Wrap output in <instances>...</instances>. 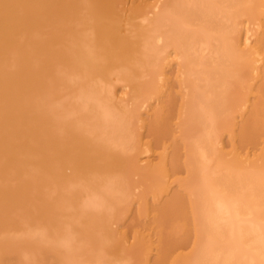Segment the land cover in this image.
<instances>
[{
  "label": "bare ground",
  "instance_id": "obj_1",
  "mask_svg": "<svg viewBox=\"0 0 264 264\" xmlns=\"http://www.w3.org/2000/svg\"><path fill=\"white\" fill-rule=\"evenodd\" d=\"M262 109L264 0H0V258L10 252L12 258L5 256L12 260L16 253L18 262L26 248L39 255L48 248L55 255L61 248L77 260L83 254L79 264H94L101 255L98 247L112 252L116 239H108L124 233L116 231L126 218L121 211H131L137 184L145 192L148 180L160 196H170L160 198L148 186L152 199L158 193L157 203H174L167 205L171 211L179 205L174 196L185 191L188 205L180 199L189 214L180 215L185 206L179 200L183 210L176 216L185 222L173 229L176 210L168 213L163 205L172 221L164 212L162 218L171 223L165 237L176 242L178 235V244L159 235L167 247L156 250L153 244L151 255L154 240L147 246L141 245L144 235L136 237L132 245L146 248L145 254L144 248L139 251L145 256L140 262L146 264L150 255L152 263L166 262L190 244L189 255L184 250L167 263L264 264V223L259 221L264 218V126L256 122L264 119ZM250 122L261 129L260 134L254 126L253 132L247 130L256 136L252 140L245 133ZM236 128L235 136L245 140L230 136L225 141ZM238 141L259 151L253 157L251 148L246 154L248 146L240 147L252 158H239L233 171L235 164L225 159L229 153L217 148L232 142L239 149ZM213 169L218 171L214 178ZM135 177L146 182L133 186ZM138 195L133 196L136 209L148 201ZM156 211L146 214L157 213L150 220L156 218L154 227L164 229ZM237 215L247 220L237 222ZM120 250L118 258L110 254L115 262ZM123 258L117 263L126 264Z\"/></svg>",
  "mask_w": 264,
  "mask_h": 264
},
{
  "label": "rangeland",
  "instance_id": "obj_2",
  "mask_svg": "<svg viewBox=\"0 0 264 264\" xmlns=\"http://www.w3.org/2000/svg\"><path fill=\"white\" fill-rule=\"evenodd\" d=\"M58 5H59V4H58ZM58 5H57V8H58V9H61L62 7H60V6H62V5H59V7H58ZM262 110L264 111V109H262ZM262 110L257 111V114H258V115H260V114H264V113H262V112H263ZM260 111H262V112L260 113ZM230 112H232V111H230ZM255 113H256V112H255ZM255 113H254V114H255ZM259 113H260V114H259ZM236 114H237V113H236ZM255 115H256V114H255ZM251 116H252V115H251ZM251 116H250V117H251ZM260 116H261V117H260ZM260 116H258L257 119H258L259 117H260V119H261L263 115H260ZM250 117H249V119H250ZM252 117L254 118L255 116H252ZM252 117H251V118H252ZM263 117H264V116H263ZM262 120H263V122H264V119H261V120H259V121H256V119L254 118V122H253V123L255 124V121H256V122H259V126H264V123L262 122ZM251 121H253V120L251 119ZM260 121H261L262 123H260ZM248 123H249V121H247V124H248ZM251 123H252V122H250V124H251ZM253 123H252V124H253ZM252 124H251V125H252ZM254 124H253L252 126L249 125L247 129H246V127H245V133H246V136H248L249 133H250V132L248 133L247 130H248V131L252 130V127H253V126L256 127V129L254 128L255 131H256V132H259V131H257V128H258V127H257V126H258L257 123L255 124V125H257V126H255ZM261 124H262V125H261ZM249 128H250V129H249ZM254 129H253L251 132H253ZM262 129H264V128H262ZM234 130H236L237 133L235 132L234 135H233V133H232V135H228V133H227V134H225V135H227V136H229V137L227 138V137L224 135L223 139H225V141H227V142H230V140L228 141V139H232V138L234 139V138L236 137L235 135L238 134V131H239L237 128L234 129ZM258 130H261V129L258 128ZM263 131H264V130H262V132H263ZM239 132H240V131H239ZM260 133H261V132H259V134H260ZM263 133H264V132H263ZM241 134H242V133H239V136H238V135H237V136L240 138V136H242ZM255 134H257V138H258V133H255ZM243 135H244V134H243ZM262 135H263V136H261V137H262V139H263V141H264V134H262ZM230 136H232V138H230ZM252 136H255V135H254V134H252V135L250 134V136H248V137H251L250 139L252 140ZM243 137H244V138H243ZM255 137H256V136H255ZM261 137H259L258 140H259V139L261 140ZM253 138H254V137H253ZM257 138H256V139H257ZM223 139H222V145H224V144H223V142H224ZM236 139H238V138L236 137ZM236 139H234V140H236ZM242 139L245 140V136H242V138H241V139H238V140L243 141ZM246 139H247V138H246ZM247 140H249V139H247ZM236 141H237V140H236ZM236 141H235V142H236ZM240 141H238L239 144H240V146L238 147L239 149L236 148V145H237V144L235 145V148H234L233 146H231V145H233V144H232L233 141L230 143L231 145L228 144V143H225V144H226L225 147H223V146L221 145V147H218V148H217L218 150H219V148H220V149H221V148H222V149L224 148L223 150H222V149L219 150V152L229 153V155H228V154H225V159H227V161H229V162H233V163L235 164V167L233 166V167L235 168L233 171H236V167H238V166L240 165V164H238V161H239L238 159H239V158H240V159H241V158H244V159H246V158L248 159V158H249V159H251L252 156L254 157V155H253L254 153H253V152L256 151L255 149H253V147L255 148V144H254V143H255V140H254V143H253V144H254L253 147H252V146L250 147V145H248V144H246V143H244V144H246V145L243 147L244 144H243L242 142L240 143ZM235 142H233V143L235 144ZM246 142H247V143H251L250 140H249V141H246ZM252 142H253V141H252ZM257 142H258V141H256V143H257ZM227 144H228V145H227ZM241 144H243V145H241ZM251 145H252V144H251ZM247 146H248L247 149L251 148L253 151L250 150V149H249V150L245 149L246 151H248V152H246L244 149H242V148H245V147H247ZM240 147H242V148H241L242 151H241ZM258 147H259V146H256V148H258ZM235 149H237V150L235 151ZM238 150L241 151L240 154H239V152H238L239 155H237V151H238ZM254 150H255V151H254ZM224 151H227V152H224ZM251 151H252V154H250V155H252V156H251V157H250V155L247 156L246 154H249ZM258 151H259V150H258ZM258 151H256L257 154H258ZM245 152H246V154H245ZM256 152H255V153H256ZM219 154H220V153H219ZM241 154H242V155H241ZM244 154H245L246 157H243ZM220 155H221V154H220ZM226 155H227V156H226ZM222 156H223V155H222ZM238 156H239V157H238ZM255 157H256V156H255ZM223 159H224V157H223ZM254 159H255V158H254ZM256 159H258V157H257ZM256 159H255V160H256ZM259 159H260V158H259ZM234 160H237V161L234 162ZM256 161H257V160H256ZM258 161H259V160H258ZM254 162H255V161H254ZM255 163H256V162H255ZM260 163H261V162H260ZM260 163H257V164H260ZM212 167H213V166H212ZM213 171H214V174H213L212 176H213V178H214V177L218 174V171H217V170H214V169H213ZM175 177H177V176H175ZM136 178H137V177H135V179H136ZM179 178H181V175H179ZM173 179H174V178L171 177L170 180H173ZM137 180H138V178H137L136 180L133 181L132 185L135 184V183H136L135 181H137ZM141 180H142L141 183H144L145 179H144V181H143V179L140 178V181H141ZM140 181L138 180V183H140ZM134 182H135V183H134ZM145 182H146V181H145ZM146 183H147V184L149 183L148 180H147ZM146 183H144V186L146 185V187H147V190H146L145 192H144V190H145L146 188L143 187L142 184H141V185H142V186H141L140 184L138 185V184L136 183L137 186H138V189L136 188L135 191H134V193H133L134 195L132 194L133 196H135V194H137V193L139 194L138 196H140V194H143V195H145V196H143V197H146V199L148 200V201L146 200L147 202H143V201H142V202L139 204L140 206H139V205L137 206V207H138L137 209H140V212H141L142 217H139L140 212H138V216H137V212H136L137 209L134 207V206H136V205H134V204H136V202H135V198H136V197L134 198V197L132 196V198H131V202L134 200L133 202H135V203L132 202V204H130V206H131V205L133 206L132 208H131L130 206H129V208H128V209H131V211L129 210L130 212L127 213L128 211H127V210H126V211L124 210V212H126L125 214H124V212H122L123 210L121 211V213H123L124 217H126L125 219L123 218V219L125 220L124 223H125V222H126V223L124 224V223H123V219H122V222H120V224L117 226V228H120V230L116 228V231H117V232H118V231H122V232L124 231L125 235H124V233H123L122 235H120L121 233L119 232V234H117V233L114 234L115 237H113V235H112L113 238L110 237L111 239H110V238L108 239V240H111V242H112V239H113V241H114L115 239H116V241H117V242H116V241H115V242H112V245H113V243H114V244L116 243V244L114 245V248H113V246L111 247L113 250H112V252L110 251L111 253H108L109 255H107V254H105V252H103V251H105V249H101V247H100V248L98 247V249H99V250H98V249L96 248V250H98V251L100 252V254L103 256V258H101V255H99L100 261H99V258H98V260H94V259H92V258H95V257H92V255H91V257H92L91 260H94V261H95L94 264H95L97 261H99L98 264H99L100 262H101L102 264H104V261L108 263V260H109V258H110V254L113 253V251H114L115 248H119V249L121 248L120 253H119L120 260L117 259V262L121 261V257H124L123 259H125V261H126L128 264H136V263H139V262H140L139 260H141V259H140V257H141L140 253H142L141 250L144 248V249H143V250H144L143 253L145 254V250H146V248H145L144 246H142V248H141V246H139V245L137 244L138 242H140V240H139V241L137 240V241H136V244H137V247H139V248L137 249V247H134V246L132 245V243H133L132 240H134V242H135L136 237H137V239H138V238L141 239V238L143 237L142 235H144V237H143L142 240H141V245H144V244L147 245L149 242H151L152 240H154V241H153L154 243L152 242L151 245H150V243H149L150 246L147 245V246H149V247H148V250L150 249V250H149V254H150V252H151V255L153 254L154 251L157 250V248H158V249H161V248H162V249H163V248L165 249V248L167 247V246H165V244L167 245V243L172 242L171 239H170L171 237H169V236H170V235H169L170 233L168 234L169 236L165 237V235L168 233L167 231H169V230L171 229L170 226H169V227H170L169 229L166 228V227H168V223H170V222L172 223V221L169 219L170 216H168V218H167V216H166V215H168V214H166L167 212L164 211V212H165V215H164V214H163L164 212H162V211H163V209H166V208H167L168 213H170L171 208L168 209L167 205H168V206H171V205H173L174 203H171V204H170L169 201L167 202V200L164 201V202L169 203V204H166V203L164 204V202H162V200H161V202H158V203H157V201H156V200H157V195H156V194H158V193L155 194V196H156L155 199H152V197H151V196H152V195H151V194H152V189H153V193H154V191L156 190V189L154 190V186L152 185L153 183L148 185L149 187H150V185H151V187H152L151 191H148L150 188L148 189V186H147ZM174 183H175V182H173V181L168 183L169 186H170V187H169V186H168V187L170 188L171 191H173V190L175 189V187H177L176 183H175V184H174ZM174 185H175V186H174ZM133 186H134V185H133ZM139 186H140V187H139ZM178 187H179V186H178ZM139 188H140V189H141V188L143 189V193H142V189H141V193H139V191H140ZM144 188H145V189H144ZM248 188H249V187H248ZM42 190H43V189H42ZM44 190H45V189H44ZM44 190L42 191L43 194L45 193ZM176 190H177V189H176ZM176 190H175V191H176ZM178 190H179V192H180V190H182V188L180 187ZM147 191H148V192H151V193H148ZM159 191H160V190H156V192H159ZM171 191L169 192V194L172 193ZM179 192L177 191L175 194L177 195ZM160 193H161V192H159V195H158L160 198H161V196H163L164 198L166 197L165 199H168V196H169V195H168V196H164V194H163V195L161 194V196H160ZM184 193H185V191H184ZM184 193H183V191H181V192L179 193L178 196H174V195H173V196L176 198V200H178V204H179V205H180L179 200H181L183 197H184V198H183V200H184L183 203H186V205H188L187 202H186V195H185ZM172 194H174V193H172ZM172 194H171V196H172ZM181 196H183V197H181ZM174 197H171V198L174 199ZM133 198H134V199H133ZM169 198H170V196H169ZM180 198H181V199H180ZM143 199H144V198H143ZM143 199H142V200H143ZM150 199L153 200V203H154V200H155L154 207H153V205H152V206L150 205V203H152V202H151L152 200L150 201ZM137 200H138V201L141 200V197H140V199L137 197ZM137 200H136V201H137ZM138 201H137V204L140 202V201H139V202H138ZM144 201H145V199H144ZM34 202H35V200H34ZM35 203H36V202H35ZM142 203H143V204H142ZM146 203H147V205L149 204L148 207H147V205H144V204H146ZM162 203H163V204H162ZM175 203L177 204V202H175ZM261 203H262V205L264 206V200H262V201L260 202V204H261ZM161 204H162V205H161ZM176 204H175V205H176ZM34 205H35V204H34ZM160 205H161V206H160ZM163 205H165V206H163ZM179 205H178V207H177V210H176V207H175V206H174L175 208L173 207L174 209L172 208V211L175 212V210H176L175 214H173V217H174V216H175V217H178V216H176V215L178 214V213H177L178 210H180V208H181V207H179ZM186 205H185V204L182 205V200H181V206H185V208L182 207V208L184 209V212H183V213H182V211H181V213L179 212L180 215H182V216L186 214L185 211H187V213L189 214V211H188L189 207H188V209H187V208H186ZM262 205H261V206H262ZM162 206H163V209L161 208ZM150 207H151V208L153 207L155 210L152 211V209H151ZM155 207L159 208L160 211H161V213H160L159 211H156V208H155ZM171 207H172V206H171ZM146 208H148V210H147ZM178 208H179V209H178ZM182 208H181V209H182ZM121 209H122V208H121ZM121 209H119V211H120ZM132 209H133V212H132ZM183 209H182V210H183ZM157 210H158V209H157ZM150 211H151L152 213H155V211H156V212L160 213L159 216H160L161 218H162V215H164V216H166L165 218H167V219L170 221V222H168V220H165V218H162V220L164 219L165 222H166V224H167V225L164 224L165 222L163 223V221L161 220V222L164 224V225H162V226L165 227V228H164L165 231H164L163 227H161V228L158 227V226H157V228L154 227V223L157 222V221H155L156 218H155V220L153 219L155 222H154L153 220H150V219H151V218H154L153 215L156 216V215H158V214H157V213H156V214H153V215H150L151 213H150V214H146V213H148V212H150ZM172 211H171V213H172ZM176 213H177V214H176ZM119 214H120V213H119ZM119 214H118V215H119ZM127 214H128V217L125 216V215H127ZM131 214H132V215H131ZM123 215H122V216H123ZM149 215L152 216V217H150ZM169 215H170V214H169ZM180 215H179V217H180ZM190 215H191V214H190ZM190 215H188V216L186 215V218H188V217L191 218ZM120 216H121V214H120ZM120 216H119V217H120ZM146 216H148V217H146ZM164 216H163V217H164ZM182 216H181V219H179V217H178L177 219H175V218H171V219H174L173 223H175V222L177 223V226H176L175 224H174L175 226H174V225H171V223H170V225L173 227V229L176 228V227H178V225H180V224H181V226H182V224H184L185 220L182 222V218L185 217V216H183V217H182ZM245 216H246V215H237V216H235V217H233V218H234V220H236L237 222H241V221H244L245 218H246V220H247V217H245ZM144 217H146V218H144ZM156 217H157V216H156ZM160 217H159V218H160ZM127 218H128V219H127ZM132 218H134V219H132ZM135 218H136V219H135ZM148 218H149V219H148ZM161 218H160V219H161ZM186 218H184V219H186ZM189 218H188V219H189ZM131 219H132V220H131ZM138 219H141V220H144V221H141V220L138 221ZM160 219H157V220L160 221ZM178 219H179V220H178ZM145 220H146V221H145ZM149 220H150V222H152L151 224H150ZM263 220H264V218H263ZM263 220H262V218L260 217L259 221L262 222V223H264ZM130 221H132V223H134V224H132ZM133 221H134V222H133ZM136 221H137L138 224L135 223ZM177 221H178V222H177ZM161 222H160L159 224H158V223H157V224H158L159 226H161V225H160ZM180 222H181V223H180ZM187 222L189 223V226H186V227H190V228H191L190 219L187 220ZM187 222H186L185 224H187ZM42 223H43V226H45V222H44V221L42 222V220H41V225H42ZM121 223H123V224H121ZM144 223H145L147 226L144 225ZM152 224H153V225H152ZM135 225H136V227H135ZM148 225H149V228H150L151 226L154 227L155 230L157 231V233L154 234V232H155L154 229H153L154 232H152V229H148V228H147ZM165 225H166V226H165ZM119 226H121V227H119ZM124 226H125V227H124ZM132 226H133V227H132ZM145 226H146L147 229H144ZM155 226H156V224H155ZM183 226L185 227V225H183ZM22 227H25V226L23 225ZM22 227L20 226L21 230L23 229V231H24V228H22ZM143 227H144V228H143ZM152 227H151V228H152ZM186 227H185V228H186ZM26 228H27V227H26ZM136 228H137L138 230H137ZM18 229H19V228H18ZM28 229H30V228H27V230H28ZM34 229H36V228H34ZM42 229H43V228H42ZM42 229H41V230H42ZM134 229H135V230H134ZM167 229H168V230H167ZM181 229H182V227H181ZM21 230L19 229V231H21ZM32 230H33V229H32ZM32 230H29V232L31 231V233H33ZM136 230H137V231H136ZM144 230H145V231H144ZM150 230H151V232H152L153 234H150V232H149ZM162 230H163L164 232H162ZM178 230H179V227H178ZM178 230H177V231H174V230H173V231H174V233H176V232H178ZM187 230H188V228L186 229V231H187ZM25 231H26V230H25ZM33 231L35 232V230H33ZM135 231H136V232H135ZM139 231H140V233H139ZM142 231H143V232H142ZM173 231H172L171 234H173ZM180 231H181V230H180ZM180 231H179V232H180ZM184 231H185V230H184ZM184 231L182 230L183 233H184ZM186 231H185V232H186ZM189 231H191L190 234H192V228H191V230L189 229L188 232H189ZM15 232H18V230L15 231ZM145 232H146V233H147V232L149 233V236H148L149 238L147 237L148 233L146 234ZM166 232H167V233H166ZM169 232H171V231H169ZM188 232H186L185 235H186ZM18 233H19V232H18ZM18 233H16V235H18ZM26 233H28V232L26 231ZM26 233H24V234H26ZM132 233H133V235H134L135 237H132ZM134 233H135V234H134ZM180 233H181V232H180ZM180 233H179V236L181 237V236L183 235V233H182V235H181ZM24 234L22 233V236H23ZM138 234H139V235H138ZM190 234H188L187 236H189ZM117 235H119V236H123V237H118ZM145 235H146V236H145ZM154 235H155V236L157 235V241H159V242H160L161 239L166 240L167 238H168V241H169V242L167 241V243H165V242L162 240V241L159 243V245L157 244V245H158V246H157V245L155 244V243H156V241H155L156 238L154 237ZM159 235L161 236V237H159L160 240L158 239V236H159ZM19 236H20V233H19ZM150 236H151V237H150ZM173 236H174V234L172 235V238H173ZM190 236H192V235H190ZM190 236H189V238H191ZM140 237H141V238H140ZM175 237L178 238V235H177V236L175 235L174 238H173V239H175V241H176V242H174V240H173V242H174V245H173V246H175V244H178V243H177L178 240H176L177 238H175ZM184 237H185V236L183 235V239H184ZM12 238H13V237H12ZM16 238H17V237H16ZM26 238H27V237H26ZM32 238H33V237H31V238L29 237V239H32ZM46 238H47V237H46ZM48 238H49L48 241L50 242L52 238H51V239H50V237H48ZM97 238H98L100 241H103V242H104L103 237H97ZM185 238H186V237H185ZM187 238H188V237H187ZM18 239L23 240V239H25V238H21V237H19ZM101 239H102V240H101ZM121 239H122V240H121ZM145 239H146L147 241H145ZM149 239H151V241H148ZM179 239L182 240V238H179ZM25 240H26V239H25ZM180 240H179V241H180ZM186 240H188V239H186ZM186 240H185V242H184L185 245H186V242H187ZM190 240H193V238L190 239ZM201 240H202V239H201ZM43 241L46 243L45 245L47 246V243H48V242H46L44 238H43ZM43 241H42V242H43ZM106 241H107V240L105 239V242H106ZM202 241H203V240H202ZM44 242L42 243L43 245H44ZM55 242H56V241H55ZM55 242H54V243H55ZM145 242H148V243H145ZM162 242H163V245H164V246L161 245ZM173 242H172V243H173ZM108 243H109V241H108ZM126 243H127V244H126ZM142 243H144V244H142ZM182 243H183V241H182ZM189 243H190V242H188L187 244H189ZM49 244H50V243H49ZM56 244H57V243H56ZM56 244H55V245H56ZM84 244H85V243H84ZM118 244H119L120 246H119ZM122 244H123V245H122ZM136 244H135V245H136ZM139 244H140V243H139ZM153 244H154V247H155L154 249H156V250H154V249L152 250L153 247L150 248L151 246H153ZM43 245H42V248L44 247ZM50 245H52V244H50ZM85 245H86V244H85ZM129 245H131V247H134L133 250H136V252H135V251L133 252L132 249H130L131 247L128 249V246H129ZM160 245H161L162 247H161ZM171 245H172V244H171ZM22 246H23V245H22ZM81 246H84V245L81 244ZM121 246H123V248H122ZM124 246H125L127 249H126ZM147 246H146V247H147ZM173 246H172V247H173ZM189 246H190V244H189V245H186L187 248H186V247H185V248L182 247V248H181L182 250L179 249V251H178V249H176L175 251H173L174 253L172 252V254L169 256L168 261H167V259H166V260H165L166 262L163 261V262H164V263H163L162 260H161V261H160V264H162V263H163V264H168L167 262H169V259H170V258L172 259L173 255H176V253H181V254H182V252H185V251H186V252L183 253V254H186V255H187L188 253L190 254L191 251H189V249H190L191 247H189ZM202 246H203V245H202ZM202 246H201V247H202ZM20 247H21V246H20ZM48 247H49V245H48ZM107 247H108V246H107ZM170 247H171V246H170ZM188 247H189V249H188ZM25 248H26V247H25ZM44 248H45V247H44ZM52 248H53V247H52ZM57 248H58V247H57ZM111 248L109 247V250H111ZM135 248H136V249H135ZM140 248H141V249H140ZM23 249H24V248H23ZM55 249H56V247H55ZM60 249H61V248H60ZM60 249H58V252H56V254H55V255H58V256H55L54 254H51V252L54 253V250L52 251L51 248H50L51 251H50L49 248H48L49 252H48V250H46V252H48V254L45 252V249H44V252H45V253L42 252V255H41V254L39 255V253H40L41 251H40V252L38 251V253H36L37 250H36L35 248H34L35 253H34L33 251H31L32 248H31V249L26 248L25 251L22 250V251H20V252H24L25 254L23 255V253H21V254L23 255V256H22V255H21V256L27 258V259H28V260H27L28 263H29V262L31 263V261H32V262H33L32 264H34L36 261H38V262H36L37 264H42V263H41L42 261H41L39 258L44 259V261H45V262H43L44 264H61L62 261H63V263L67 262V264H77V263L79 264L78 261H80L81 258H82V259L86 258V257H84V255L82 254L83 257L80 256V258L77 260L78 257H76V256H78V255H77L75 252H74V253L76 254V256H75L76 258H74V257L72 258V257L68 256V255L70 254V252H68V251H66V250H62V249L60 250ZM100 249H101V250H100ZM106 249H107V248H106ZM119 249H115V251H116V252L114 251L115 255H116V253H118ZM18 250H20V248H18ZM38 250H41V249L39 248ZM102 250H103V251H102ZM148 250H147V251H148ZM151 250H152L153 252H152ZM184 250H185V251H184ZM190 250H191V249H190ZM30 251H31L32 253H31ZM42 251H43V249H42ZM55 251H57V250H55ZM101 251H102L104 254L101 253ZM131 251H132V252H131ZM139 251H140V253H139ZM147 251H146V252H147ZM187 251H189V252L187 253ZM16 252H18V251H16ZM108 252H109V251H108ZM125 252H126V253H125ZM9 253H10V252H9ZM9 253H8L9 256L6 255L7 253H5V255H6L7 257H11L13 253H11V255H10ZM68 253H69V254H68ZM90 253H91V252H90ZM93 253H94V252H93ZM96 253L98 254L97 251H96ZM96 253H94L93 256H96V255H97ZM106 253H107V250H106ZM114 253H113V254H114ZM129 253H130V255H129ZM135 253H136V254H135ZM138 253H139V254H138ZM143 253H142V254H143ZM154 253H155V252H154ZM3 254H4V253H3ZM75 254H74V255H75ZM95 254H96V255H95ZM189 254H188V255H189ZM5 255H3V257L6 259L7 257H6ZM14 255L16 256V260H15V256H14ZM14 255H13L14 259H12V260H11L12 257H11V258H7L9 264H11V262H13V261H14L15 263L13 262L12 264H16V262H17V255H18V254L15 253ZM34 255H35V256H34ZM45 255H46V256H45ZM59 255H60V256H59ZM79 255H81V253H80ZM151 255H150V256L148 255V256H149V259H150V260H148V261H149L150 263H149L148 261H145L144 263H146V262H147L146 264H151V263H152V260L154 259V257L152 256V257H153V259H152ZM42 256H44V257L42 258ZM117 256H118V254L116 255V257H117ZM3 257H1V258H3ZM22 257L18 256L19 261L17 262V264H18V263H19V264H23L24 262H25V264H26V259H25V258H22ZM52 257H53V258H52ZM59 257L64 258V259H65V262H64L63 259H62L61 262H59V260H60V259H58ZM97 257H98V256H97ZM113 257H115V256L113 255ZM142 257L145 259V256L142 255ZM142 257H141V258H142ZM150 257H151V258H150ZM1 258H0V260H2V261H1L2 263H3V261H6L5 264L8 263L7 260H3V259H1ZM37 258H38V259H37ZM54 258H56V260H54ZM105 258H106V259H105ZM111 258H112V257H111ZM111 258H110V259H111ZM117 258H118V257H117ZM9 259H10V261H9ZM21 259H22V261H24V259H25V261H24V262H21V261H20ZM48 259H49V260H48ZM96 259H97V258H96ZM101 259H102V261H101ZM103 259H104V261H103ZM131 259H132V261H131ZM144 259H143V261H144ZM151 259H152V260H151ZM50 260H51V261H50ZM75 260H76V261H75ZM84 260H85V259H84ZM89 260H90V257H89ZM179 260H181V259H179ZM52 261H53L54 263H53ZM87 261H88V259H87ZM115 261H116V258H115V259L112 258V261L109 260L110 263L113 262L114 264H119V263H117V262H115ZM125 261L123 260V263H125ZM137 261H139V262H137ZM154 261H155V263L157 264V261H156V260H154ZM154 261H153L152 264H154ZM201 261H203V259H202ZM81 262H82V261H81ZM81 262H80V263H81ZM88 263H89V262H88ZM88 263H87V264H88ZM107 263H105V264H107ZM110 263H109V264H110ZM127 263H126V264H127ZM140 263L143 264V262H140ZM203 263H204V261H203ZM65 264H66V263H65ZM90 264H91V262H90ZM111 264H112V263H111ZM120 264H122V262H120ZM158 264H159V262H158ZM175 264H176V263H175ZM182 264H183V262H182ZM186 264H187V263H186ZM189 264H190V263H189Z\"/></svg>",
  "mask_w": 264,
  "mask_h": 264
}]
</instances>
